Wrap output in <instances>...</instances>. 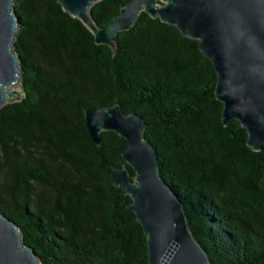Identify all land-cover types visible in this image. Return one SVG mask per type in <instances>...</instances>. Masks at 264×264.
I'll return each instance as SVG.
<instances>
[{
  "label": "trees",
  "instance_id": "obj_1",
  "mask_svg": "<svg viewBox=\"0 0 264 264\" xmlns=\"http://www.w3.org/2000/svg\"><path fill=\"white\" fill-rule=\"evenodd\" d=\"M128 0H98L105 26ZM22 97L0 106V213L41 264H147L130 197L109 176L126 165L113 130L92 141L84 110L119 104L145 122L159 174L182 203L212 264H264V141L224 124L216 73L198 41L140 11L115 45L58 0H14Z\"/></svg>",
  "mask_w": 264,
  "mask_h": 264
},
{
  "label": "water",
  "instance_id": "obj_2",
  "mask_svg": "<svg viewBox=\"0 0 264 264\" xmlns=\"http://www.w3.org/2000/svg\"><path fill=\"white\" fill-rule=\"evenodd\" d=\"M70 15L92 32L96 43L114 46L118 31L127 30L139 12L174 25L198 41L216 73L215 97L222 103L224 124L236 119L245 128L247 144L260 149L264 141V0H128L105 26H98L90 7L98 0H58ZM14 0H0V106L22 97L10 86L20 79V56L12 50L18 30ZM85 127L96 144L102 130H113L126 141V165L112 166L109 176L130 197L127 208L140 224L147 264H212L193 237L181 201L159 174L156 148L144 137L141 115L126 114L119 104L84 110ZM0 264H40L24 245L16 222L0 213Z\"/></svg>",
  "mask_w": 264,
  "mask_h": 264
},
{
  "label": "rangeland",
  "instance_id": "obj_3",
  "mask_svg": "<svg viewBox=\"0 0 264 264\" xmlns=\"http://www.w3.org/2000/svg\"><path fill=\"white\" fill-rule=\"evenodd\" d=\"M10 89H14V90H21L20 88V84H19V81L15 84H13L12 86H10ZM41 264V263H40Z\"/></svg>",
  "mask_w": 264,
  "mask_h": 264
}]
</instances>
